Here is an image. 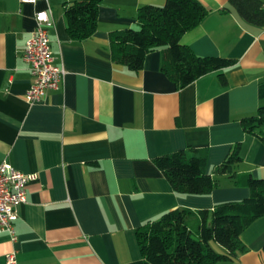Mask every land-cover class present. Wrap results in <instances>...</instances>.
I'll return each instance as SVG.
<instances>
[{"label": "crops", "instance_id": "1", "mask_svg": "<svg viewBox=\"0 0 264 264\" xmlns=\"http://www.w3.org/2000/svg\"><path fill=\"white\" fill-rule=\"evenodd\" d=\"M73 1L0 0V162L39 174L18 207L17 239L0 234V264L12 253L15 264H144L137 232L149 222L175 208L213 209L250 195L217 173L236 144L237 171L264 178V142L242 125L264 105V27L244 20L230 0H201L210 11L182 42L236 63L180 87L163 70L162 49L132 71L111 48L113 32L138 26L140 6L167 0H102L97 29L83 40L69 34L65 6ZM41 10L53 19L54 62L68 73L30 104L23 51ZM192 148L207 150L218 179L209 194L174 190L156 164ZM241 240L247 250L218 264H264V216Z\"/></svg>", "mask_w": 264, "mask_h": 264}, {"label": "trees", "instance_id": "2", "mask_svg": "<svg viewBox=\"0 0 264 264\" xmlns=\"http://www.w3.org/2000/svg\"><path fill=\"white\" fill-rule=\"evenodd\" d=\"M101 1L76 0L66 4L68 30L73 39H86L96 31ZM230 3L244 20L264 27L262 0H230ZM209 11L201 0H167L163 6L142 5L137 12V27L112 33L113 57L130 70L139 71L148 53L162 49L163 70L180 87L211 71L233 66L234 59L198 55L182 42L183 35L197 27ZM221 82L227 83L224 75ZM242 125L264 142V105L256 114L242 118ZM155 161L178 192L204 195L218 186V179L208 171L205 149H181L158 156ZM242 161V145L238 143L217 173L248 187L250 195L219 203L213 209L175 208L149 222L137 232L144 264H218L232 261L247 250L241 235L264 216V178L238 172Z\"/></svg>", "mask_w": 264, "mask_h": 264}, {"label": "built area", "instance_id": "3", "mask_svg": "<svg viewBox=\"0 0 264 264\" xmlns=\"http://www.w3.org/2000/svg\"><path fill=\"white\" fill-rule=\"evenodd\" d=\"M36 3L42 0H24ZM37 26L27 40L23 58L30 65L32 83L26 93L30 104L41 102L49 89H58L67 76V70L54 62V55L49 37V28L53 19L47 10L35 15ZM37 172L25 173L16 169L7 161L0 162V234H8L13 241L17 239L15 221L18 207L26 200L28 184L38 178ZM15 253L7 256L6 264H15Z\"/></svg>", "mask_w": 264, "mask_h": 264}]
</instances>
